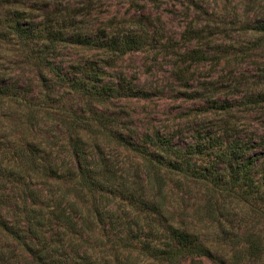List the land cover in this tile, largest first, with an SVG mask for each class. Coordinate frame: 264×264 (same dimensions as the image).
I'll list each match as a JSON object with an SVG mask.
<instances>
[{"label": "trees", "instance_id": "obj_1", "mask_svg": "<svg viewBox=\"0 0 264 264\" xmlns=\"http://www.w3.org/2000/svg\"><path fill=\"white\" fill-rule=\"evenodd\" d=\"M202 2L187 0L186 14L196 11L202 15L206 10L201 7ZM255 2L245 0V5H255ZM92 3L93 0H84L78 6L66 1L67 7L54 10L49 7L51 0H0V43L12 38L26 46L29 53L34 50L37 62L51 73L50 78L39 73L42 87L51 89L49 81L52 78L54 84L62 86L85 107L80 109L81 113H89L88 117H81L75 111L71 112L70 107L60 111L74 133L68 136L62 161L45 149L48 142L42 137L36 136V141L24 142L18 148L0 144V264H70L68 259L73 256L77 258L75 264H199L202 257L216 264H252L264 256V166L260 165L264 154L256 150L257 144L252 139L243 140L223 132L203 136L197 133L198 139L184 144L172 142V134L167 137L158 133L144 135L140 137V144L133 139V134L122 136L125 128L102 107L120 92L132 95L131 87L126 80L112 85V75L106 67L111 64L113 54L146 46L148 34L145 28L112 24V15L90 23L88 17L85 18L84 8ZM143 5L137 0H128V7L144 14L143 18L149 21L151 17L145 13ZM35 11L37 13H33ZM225 13L238 23L237 33L245 38L242 41L244 48L234 49L230 45L232 54L237 52L243 59L262 47L264 8L239 10L234 7ZM207 36L205 27L193 18L186 22L181 32L185 41H199ZM67 44L100 50V66L88 61L70 63L65 69L56 65L47 52H55L59 46ZM183 54L197 61L205 58L206 51L192 47ZM105 76L109 77L104 79ZM2 78L0 73V100L20 98L24 103L22 108L30 111L35 106L29 98L32 89L8 85ZM57 90L53 89L54 92ZM140 94L144 93L137 90L132 96ZM45 96L49 95H43V100L47 101ZM255 97L257 102L264 101V87H260ZM208 104L210 108L224 111L231 106L214 99ZM38 107L43 110L47 105ZM32 118L33 115L27 113L25 123L28 127ZM89 126L105 133V137L109 136L121 147L138 153L154 166L155 171L146 173V190L142 194L128 186L112 185V172L88 150L86 139L80 133ZM160 169L164 175L177 174L175 184L178 187L183 183L198 184L203 192L200 210L206 220L213 222L215 230H223L222 218L228 215L224 197H232L246 213L254 214L259 220L258 233H247L235 248L233 244L228 248L222 243H206L194 227V214L183 208L180 212L168 208L164 201V175L158 173ZM40 179L49 182L48 187L42 181L37 183ZM63 181L74 183L89 197V204L84 205L85 213L98 226L114 222L118 227L124 220L121 215L112 218L111 208L100 211L98 206L102 198L108 200L114 196L126 202L131 216L127 228L114 234L118 245L116 255L112 257V232L85 231V217H74L66 194L50 188ZM71 205L75 206L74 203ZM184 212L190 220L182 218ZM52 228L69 232L78 240L91 239L92 243H87L80 251L78 245L69 241L72 254L50 260V252L61 247L57 237L50 245L46 233ZM103 237H110L111 244L99 245ZM10 254L17 256L15 263L8 261Z\"/></svg>", "mask_w": 264, "mask_h": 264}, {"label": "rangeland", "instance_id": "obj_2", "mask_svg": "<svg viewBox=\"0 0 264 264\" xmlns=\"http://www.w3.org/2000/svg\"><path fill=\"white\" fill-rule=\"evenodd\" d=\"M51 1L52 5L49 7L60 10L68 6L66 1L80 6L84 0ZM137 1L139 4H145L144 11L151 17L149 21L143 18L144 14L129 8L128 0H93V5L84 8L85 18L88 17L90 23L112 15V24L120 23L128 25L127 27L136 26L147 30L146 46L120 55L113 54L111 64L106 67L112 75L110 76L112 85L118 84L120 80H126L131 87L132 95L137 90L144 93L126 96L120 92L109 98L102 107L105 113H112V118L125 128L121 135L133 134V139L140 144V137L144 135L158 133L167 137L172 134V142L184 144L198 139L197 133L203 136L223 132L224 135L236 136L243 140L252 139L257 144L256 150L263 155L264 101H255V95L258 94L260 87H264V42L260 49L255 52L249 51L251 54L243 59L237 52L232 54L230 45L234 49L242 47L245 38L237 33L238 23H234L233 18L225 12L234 7L239 10L246 7L252 10L263 9L264 0H256L255 5H245V0H203L201 7L206 10L202 15L196 11L187 15L185 12L187 0ZM190 18L205 27L207 38L185 41L181 37V32ZM0 46V73L3 75V82L23 89L31 88L32 94L29 98L35 105L29 111L22 108L24 103L20 98L0 100V144L18 148L24 142L36 141L38 136L48 142L45 144L46 150L56 154L55 157L59 161L64 160L68 136H73L74 133L64 122L67 121L66 117H62L65 114H60V111L70 107L71 112L75 111L81 117H88L89 113H81L80 109L85 107L75 97L68 95L62 86L54 84L52 78L51 82L49 81L52 83L51 89L42 87L39 73L45 74L48 78L51 77V73L37 62L33 56L34 50L33 53H29L26 46L12 38L1 42ZM192 47L205 50V58L197 61L188 59L183 53ZM47 54L51 55V60L56 65L64 69L70 63L88 61L99 67L102 62L100 50L74 44L59 46L55 52ZM107 77L109 76H105L104 79ZM53 89L58 90L54 92ZM43 95H49L44 97L47 101L43 100ZM210 99L231 106L227 111L213 109L208 104ZM38 105L47 107L42 110ZM27 113L33 115L29 127L25 123ZM80 133L86 139L88 150L92 151L98 161L103 162L105 169L112 172L110 177L113 186H128L138 194L146 190V173L148 170L155 171L154 166L138 153L121 147L109 136L105 137L106 134L99 132L94 126H89ZM261 159L263 162L260 165L264 166V156ZM158 173L164 175L162 169ZM177 178L175 173L164 175L163 187L166 193L164 201L169 209L180 212L183 208L194 214L195 219L192 221L194 227L201 233L206 243L213 245L222 243L228 248L233 244L232 247L235 248L242 243L247 233H258L259 220L254 214L246 213L232 197H224L228 215L222 218L223 230L221 232L215 230L213 222L206 220L203 211L200 210L203 198L201 188L196 183H183L178 187L175 184ZM42 180H38L37 183ZM42 183L45 187L50 184L43 181ZM76 187L70 181H63L50 188L57 193L66 194L70 199V212L74 217H85L83 224L85 231L112 232L113 257L118 247L114 234L127 228L128 217L131 216L126 202L114 196L108 200L102 198L98 209L103 211L111 208L112 218L121 215L124 216V220L118 227L115 226L113 219L112 224L106 222L104 226H98L85 213L84 205L89 204V197ZM72 203L75 206L72 207ZM76 205L80 206L81 210H78ZM182 218L190 220L185 212ZM46 235L50 238V245L56 237L59 240V247L61 245L60 248H55L57 249L55 252H50V260L71 255L69 241L78 245L80 251L87 243H92L91 239L78 240L69 232H62L57 228H52ZM100 244H111L110 237L101 238ZM16 258L15 254H10L8 261L15 263ZM68 260V263L75 264L77 258L73 256ZM251 263L264 264V256ZM199 264L216 263L202 257Z\"/></svg>", "mask_w": 264, "mask_h": 264}]
</instances>
